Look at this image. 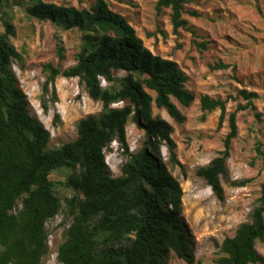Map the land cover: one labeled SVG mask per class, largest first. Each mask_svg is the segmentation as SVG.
I'll return each mask as SVG.
<instances>
[{
	"label": "trees",
	"instance_id": "1",
	"mask_svg": "<svg viewBox=\"0 0 264 264\" xmlns=\"http://www.w3.org/2000/svg\"><path fill=\"white\" fill-rule=\"evenodd\" d=\"M188 3L157 0L155 8L159 14L164 9L172 11L178 33L191 30L183 18L186 12L199 15L186 11ZM15 7L22 8L30 21L80 34L79 51L66 69L61 65L65 48L55 36L59 63L42 65L43 91L48 93L53 87L57 101L56 80L78 79L102 110L81 119L76 139L59 147L51 146L50 131L31 113L13 70L25 52L10 41L16 37L11 22ZM0 15L4 27L0 33V264H45L51 252L47 224L62 213L59 264H171L172 253L186 264H196L195 243L183 219L184 192L161 155V147L166 146L169 163L186 176L176 153L175 130L153 113L154 107L164 109L177 122H185L173 99L187 108L195 101L187 88L186 72L176 61L147 49L127 18L105 0L84 9L44 0H0ZM240 95L248 105L239 110L254 108L256 93L242 90ZM200 102L203 120L206 114L221 111V128L227 101L206 95ZM236 115L229 117L223 150L196 172L220 201L225 199L222 179L228 176L231 145L238 135ZM130 124L143 132V141L134 152L127 139ZM114 142L126 156L119 176L106 162L105 151ZM61 171L64 180H55L53 174ZM258 242L264 243V183L250 221L241 224L234 236L216 243L215 264H264Z\"/></svg>",
	"mask_w": 264,
	"mask_h": 264
},
{
	"label": "rangeland",
	"instance_id": "2",
	"mask_svg": "<svg viewBox=\"0 0 264 264\" xmlns=\"http://www.w3.org/2000/svg\"><path fill=\"white\" fill-rule=\"evenodd\" d=\"M44 1L78 9L90 8L96 2ZM105 1L127 18L147 49L162 58L176 61L189 77L187 88L195 95L194 103L187 108L173 99L185 116V122H177L164 109L154 107L153 113L168 121L175 130L176 153L185 166L186 176L178 166L169 163L166 146L161 147V155L184 192L183 219L195 243L196 264H215L218 258L216 243L234 236L241 224L250 221L264 183V0H189L186 11H195L199 15L186 12L183 18L191 30L179 29L178 33L174 32L170 9L157 13V0ZM11 16L16 37H10V41L19 51H25L23 61L14 63L13 70L29 99L31 113L50 131L52 147L75 140L79 121L101 112L102 104L88 97L78 79L65 78H58L55 82L58 100L54 101L53 87H49L48 93L43 91L46 77L41 67L46 63H59L56 35L65 48L62 67L66 69L73 65L74 55L81 44L80 34L59 31L49 23L30 21L19 7H15ZM3 32L0 15V33ZM242 90L257 94L253 100L254 108L239 110V107L248 105L240 95ZM206 95L227 101L221 128L220 110L208 113L206 119H202L200 100ZM83 98L87 102L85 108L80 104ZM235 112L238 135L231 145L228 176L222 179L225 199L220 201L196 172L223 150L224 139L230 130L229 117ZM56 116L59 117L57 123ZM127 139L130 152H134L143 141V132L130 124ZM105 155L113 174L119 176L126 162L119 144L112 143ZM53 177L63 181L65 172H55ZM242 182L247 183L235 186V183ZM64 216L62 213L47 224L51 233V252L45 264H59L57 248L63 241L64 228L60 224ZM256 248L264 256V243L258 242ZM170 263L186 264L175 253L171 254Z\"/></svg>",
	"mask_w": 264,
	"mask_h": 264
},
{
	"label": "built area",
	"instance_id": "3",
	"mask_svg": "<svg viewBox=\"0 0 264 264\" xmlns=\"http://www.w3.org/2000/svg\"><path fill=\"white\" fill-rule=\"evenodd\" d=\"M103 85L106 86V82H105V81H103ZM75 96H77V94H76ZM72 103H73V101H70V104H72ZM80 104H81V106H82L83 108H85L86 105H87L86 99L83 98V99L80 101ZM121 105H122V103H119V104H115L114 106L117 107V106H121ZM115 143H116V142H115ZM50 237H51V235H50ZM50 237H49V239H50Z\"/></svg>",
	"mask_w": 264,
	"mask_h": 264
},
{
	"label": "bare ground",
	"instance_id": "4",
	"mask_svg": "<svg viewBox=\"0 0 264 264\" xmlns=\"http://www.w3.org/2000/svg\"><path fill=\"white\" fill-rule=\"evenodd\" d=\"M184 206V205H183Z\"/></svg>",
	"mask_w": 264,
	"mask_h": 264
}]
</instances>
